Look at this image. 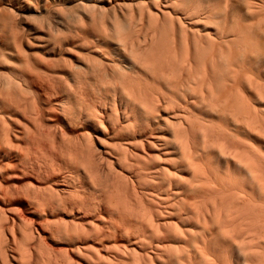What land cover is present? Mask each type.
I'll return each instance as SVG.
<instances>
[{
	"label": "bare ground",
	"instance_id": "1",
	"mask_svg": "<svg viewBox=\"0 0 264 264\" xmlns=\"http://www.w3.org/2000/svg\"><path fill=\"white\" fill-rule=\"evenodd\" d=\"M37 1L36 17L28 15V22L20 14L27 27L22 32L28 31L34 47L50 60L40 59L44 73L36 71L37 67L31 69L34 63L29 65L28 60L32 58L23 61L26 55L23 58L22 53L28 52L22 49L17 54L30 68L24 63L22 69L19 57L14 60L21 65L19 73H26L22 70L27 67L32 73L35 68L34 75L42 72L41 80L58 97L57 110L64 125L74 129L71 136L60 134L59 145L48 146L50 173L43 171L41 176L35 168L45 197H36L30 186L33 190L26 192L30 190L27 185L23 191L29 193L25 195L33 192L27 201L40 218H47L43 227L50 230L49 240L57 245L52 249L43 244L45 256L38 251L42 255L37 258L39 264H78L80 260L84 264H264V27L260 26L264 0ZM29 4H23L24 8ZM172 17L178 19L174 20L178 29ZM255 18L259 19L256 28ZM186 21L192 26L189 31ZM207 21L213 24L211 31ZM247 22H251L250 31L243 26ZM4 26L11 37L2 38L14 39L18 30L10 22ZM223 36L228 42L231 39V46L243 48L251 38L254 44L234 50L227 43L222 45L224 39L217 40ZM17 38L11 42L14 48L21 40ZM9 42L5 45L10 46ZM37 76L34 79L41 77ZM11 79L17 83L11 89L17 85L22 93L24 85ZM15 92L11 94L16 98ZM4 95L0 97L5 98L3 105L12 96L6 99ZM24 95V100L11 98L9 109L33 124L28 123L32 130L23 124V140H39L38 116L28 94ZM8 120H3L4 125ZM12 121L13 125L22 122L21 118ZM16 126L20 130L22 124ZM4 127H0V150L8 147L11 136L7 132L11 127ZM52 133L43 132L41 139L52 142ZM13 135L12 140L18 138ZM9 147L4 148L5 156ZM24 164L31 165L30 161ZM53 173L59 176L55 182L59 189L50 186ZM120 180L129 193L119 189ZM89 186L99 189L101 196L95 198ZM61 215L70 219L63 220ZM11 241L16 242L14 237ZM69 253L79 260L74 263ZM0 256L1 264H7L6 255Z\"/></svg>",
	"mask_w": 264,
	"mask_h": 264
},
{
	"label": "rangeland",
	"instance_id": "2",
	"mask_svg": "<svg viewBox=\"0 0 264 264\" xmlns=\"http://www.w3.org/2000/svg\"><path fill=\"white\" fill-rule=\"evenodd\" d=\"M6 1V2H5ZM17 1V2H16ZM23 1V0H22ZM26 1V0H25ZM25 1H23V3L21 2V0H12V1H10V0H0V11L2 10V12H1V14H0V35H1V37H0V79L3 77V79H1V80H3L4 81V83H6V85L5 84H3V81L1 82L0 81V84L2 83V85H5L4 87V89H3V87L1 86V88L4 90H1V88H0V94H1V92L2 93H5L6 91V93L5 94H7V95H4V94H2V95H0V97H3V95H4V97H8L9 98V96L8 95H12L11 93H14L15 92V90L17 89V85L16 86H14V89H11V88H13V87H11L12 86V84L13 85H15V84H17V83H11V82H13L12 81V79L11 78H14V82L15 81H18V83H22L20 86L22 87L23 85V87L25 88H22V93H21V89L19 90V88L17 89V90H19V92L22 94V95H26V94H28L27 96H26V98L29 100V102L30 103H32V105H33V109L32 110H34V112L33 113H35V111H36V113H35V116H38L37 117V119L40 121V122H38V120H37V124L38 125H36V127H37V129L39 130V133H42V135H43V132H44V135L48 132V135H50L52 132L50 131V130H54L53 131V133L55 134V136H54V134L52 133V135H51V138H52V136H53V138H54V140H51L52 142H50V140H43V139H41L42 138V135L40 134V139L39 140H23L24 139V135H22L21 134V132H22V130H23V132L22 133H24V129H23V127H25L26 125H28L27 126V128L26 129H28V128H30L31 130H32V128L33 127H31V126H33V124L31 123V122H28L27 120H26V118H25V116H23L22 114H20V116L17 114V111H14L13 110V112H11V110L12 109H9V106L10 105H13V104H10V103H12V101L11 100H13V101H15L16 99H17V97H19V99L22 97V95H20L19 94V92L17 93V92H15V94L17 95L18 94V96L15 98V95L13 94L10 98H9V101L8 100H6V102H4V103H6L5 105H7L8 106V108L6 107V109L7 110H10V111H8V113H7V110L4 108V106L5 105H3V104H0V111H1V108H2V111L0 112L1 114H0V116L1 115H3L2 117H0V120L1 119H3L5 122L8 120V122L10 123V125H7V124H9L8 122L4 125V121L3 120H1L2 121V124L0 125V127L3 125V126H5L4 128L5 129H7V127L9 126V128L10 129H7V132L9 133L8 134V136H12L13 134L12 133H14V135H17L18 136V138L17 139H13L12 140V138H14V137H9L10 139V141L8 140V144H10V147H9V145L7 144V146L10 148V150H7V154H9V155H7L6 154V156H5V154H3V153H6V151H5V149H7V148H5V147H3V149L2 150H0L1 152L2 151H4V152H2V153H0V193L4 190V192L5 191H7V193L8 192H10V194H7V196L8 195H10V199H9V196L7 197V196H4V195H6L4 192L3 193H1V197H7L6 199H9L7 202H6V199H4V198H2V199H4L5 201H3L2 199H0V200H2V201H0V227L3 229V234L2 235H0V250L2 251V249H3V253L6 255V258H7V264H20L19 262H21L22 260H24V263H23V261L21 262L22 264H25L27 261V263L26 264H39V262L40 261H38L37 260V258L39 259L40 258V256L42 257V255H43V252H41V249L43 250V244L44 245H47L49 248H52V249H57V245H54L53 243H52V241L51 240H49L50 238H49V233H50V230H48L47 228H45V227H43V222L46 220V221H48L47 220V218L46 217H39V214L38 213H36L35 211L33 212V207H32V205H30L29 204V197L30 196H32L33 194V192L31 193V195H25V194H29V193H25L24 194V192L23 191H25L29 186L30 187H32L33 189H37L36 191L34 190V192H35V196L36 197H38V198H42V197H45L43 194H41L40 193V186H41V184H43V182L42 181H40L39 179H38V177H39V175L42 173H44L45 171H47L46 172V175H48L50 172H49V164L48 163H50L49 161H47L48 159H47V151H49V149L47 150V148H48V146L50 145V143L52 144V143H54V145L55 146H57V145H59V142H61V141H63V140H61L60 141V137H61V135L60 134H64L66 137H68L69 135L71 136L73 133H74V129L72 128H69V127H66L64 124V121H63V119L61 118V116L59 115L60 113H58V110H57V105H56V103H57V99H58V97H55V94H53L52 92V90L50 91L49 89H48V86H47V84L43 81V80H41V78L43 79V77L41 76V74H42V72L39 74L38 72L39 71H41L42 69V71H43V73H44V69H45V65L43 66V64H41V63H44V62H48L50 59H49V57H47V55H45L43 52V54L41 53V51H40V49H37V47L35 48L34 46H36V45H33V44H35L36 42H35V40H34V38L32 37V35L30 34L29 36L27 35V34H29V33H27V32H25L27 29V27H25L24 25V19L26 20V21H28L29 22V16H30V19H31V17L32 18H34V17H36V16H34L33 17V14L34 15H36L37 13L35 12L36 10H37V8H39L40 7V4H39V2L37 1V0H28V1H30V2H32V4L33 5H31V4H29L30 2H25ZM35 1V2H34ZM261 1H263V0H261ZM19 2H21L20 4H19ZM34 2V3H33ZM256 2V1H255ZM257 2H259V4H261L260 3V1H257ZM2 3V4H1ZM9 3V4H8ZM29 4V5H26V8H24L25 7V5H23V4ZM38 4V7H36L37 5L36 4ZM263 3H264V1H263ZM8 4V5H7ZM18 4V5H17ZM36 5V6H35ZM20 6H21V8H20ZM35 6V9L36 10H34L33 9V7ZM231 6V5H230ZM261 6H262V4H261ZM3 7H7V8H3ZM2 8V9H1ZM22 8H24V9H22ZM30 9V10H27V9ZM229 8V7H228ZM227 8V9H228ZM13 11V12H10L11 10ZM8 10H10V11H8ZM27 10V11H26ZM38 11V10H37ZM264 11V10H263ZM10 12V13H9ZM5 13H6V16H4L5 15ZM12 13H13V16H12ZM244 13V12H243ZM264 13V12H263ZM18 14H19V16H18ZM20 14H22L23 15V18H22V15H21V18H20ZM26 16H25V15ZM2 15H3V17H2ZM29 15V16H28ZM260 15V14H259ZM261 15H262V13H261ZM7 17V18H6ZM11 17V18H10ZM176 17V16H175ZM258 17H260L259 19H261V18H263V16L261 17V16H258ZM257 17V18H258ZM15 18H16V20H15ZM18 18V19H17ZM28 18V19H27ZM173 19V22H175L176 20H178V19H176V18H174V17H172ZM194 18V17H193ZM231 18V17H230ZM229 18V19H230ZM257 18H255L253 21V23H254V26L255 25H257L255 22H257L256 21V19ZM7 19V20H6ZM11 19V20H10ZM20 19V20H19ZM21 19H22V21H21ZM176 19V20H175ZM192 19V18H191ZM235 19H238V18H235ZM235 19H234V21H235ZM259 19H257V20H259ZM10 20V21H9ZM21 21L22 23H18L17 21ZM175 20V21H174ZM239 20V19H238ZM2 21H4V22H2ZM14 21H16V22H14ZM159 21H161V23H162V21L163 20H159ZM185 21V20H184ZM210 21H212V20H209V22ZM249 21V20H248ZM5 22H8V23H5ZM9 22H10V25H12V27H13V25H14V27L16 28V30H18V32L17 33H15L14 35V39L16 40V39H18L17 37H19V45H18V47L20 46V48H18L17 46L14 48V47H12V45L11 44H13V43H11V42H14L15 40L14 39H12V38H9V40L7 39V41H5L6 40V35H8V33L4 30L5 28H7V27H5L4 25H8L9 24ZM27 22V23H28ZM173 22H171V23H173ZM187 22V21H186ZM186 22H185V25H187V26H185V28H187L186 29V31H189V29H191V24H189L188 25V22H187V24H186ZM208 22V21H207ZM208 22V23H209ZM238 22H240V20L238 21ZM3 23V24H2ZM12 23V24H11ZM16 23V24H15ZM160 23V22H159ZM160 23V24H161ZM258 23V22H257ZM260 23V22H259ZM175 24V26H176V28L178 27V24H177V22H175V23H173V25ZM210 24V23H209ZM247 24H248V26H247ZM247 24L246 25H243V26H245L244 28L246 29V31L248 30V31H250L249 29H250V27L252 26H250L249 24H251V22H247ZM261 24H263V23H261ZM2 25H3V27H2ZM16 25V26H15ZM172 25V24H171ZM172 25V26H173ZM207 25V24H206ZM213 24H210V25H207L208 27L210 26V28H208L210 31H211V26H212ZM25 28V29H22L23 27ZM175 26H173V28L175 27ZM189 26H191V27H189ZM215 26V25H214ZM213 26V27H214ZM240 26V25H239ZM239 26H238V29H239ZM250 26V27H249ZM260 26H263L264 27V24L263 25H260ZM216 27L217 26H215L214 28L216 29ZM221 27V26H220ZM4 28V29H3ZM21 28V29H20ZM175 28V29H176ZM179 28V27H178ZM177 28V29H178ZM213 28V30H215ZM218 28H219V26H218ZM240 28H241V26H240ZM254 28V27H253ZM252 28V29H253ZM255 28H256V26H255ZM4 31H3V30ZM8 29V28H7ZM14 29V28H13ZM221 29V28H220ZM236 29H237V27H236ZM260 29H262V28H260ZM22 30H25V31H23L22 32ZM239 31V30H238ZM4 32V33H3ZM8 32H9V30H8ZM14 32H15V30H14ZM13 32V33H14ZM21 32V33H20ZM6 33V34H5ZM251 33V32H250ZM249 33V34H250ZM3 34V35H2ZM17 34L19 35V36H17ZM23 34V35H22ZM20 35L22 36V37H20ZM244 35H245V33H244ZM8 36H10L11 37V35H10V33H9V35ZM17 36V37H16ZM246 36H247V34H246ZM5 38V40L3 39V38ZM24 38H25V40H24ZM30 38V39H29ZM251 38V37H250ZM2 39V40H1ZM34 41H33V40ZM226 40V41H224V40ZM236 39V38H235ZM234 39V40H235ZM11 40V41H10ZM13 40V41H12ZM218 41H222V43L221 42H218V41H216L217 43H221L222 45H224V43H227L228 45H229V47L231 46L230 44H231V39H229L230 41L228 42L227 40L228 39H226V37H222L221 38V40H219V39H217ZM252 42H250L249 44L247 43V45H249L250 47L252 46V43H253V40L254 39H250ZM2 41H4V42H2ZM10 41V42H9ZM18 41H16V42H18ZM25 41V42H24ZM27 41V42H26ZM31 41V42H30ZM33 41V42H32ZM233 41V40H232ZM9 42V45L11 46H8V45H5L6 43H8ZM15 42V43H16ZM21 42V43H20ZM30 42V43H29ZM23 43V44H22ZM235 43L237 44H240L239 42H237V40H235ZM245 43H246V41H245ZM16 44H18V43H16ZM27 44L28 45H30V46H27ZM227 44H225V45H227ZM232 44H234V42H232ZM251 44V45H250ZM254 44V43H253ZM32 45H33V47H32ZM205 45V44H204ZM203 44H202V46L203 47H205ZM227 45V46H228ZM246 45V44H245ZM246 45V46H247ZM6 46H8V47H6ZM13 46H15V44H13ZM226 46V47H227ZM236 48H235V47ZM232 45L231 46V48L233 47V49L235 50H238V49H244L245 50V47H244V43H243V48L242 47H240L241 45ZM9 47H10V49H11V51H12V49H15L14 51H12L13 52V54H11V51L8 53V51L10 50L9 49ZM240 47V48H239ZM248 47V46H247ZM16 48H18L17 50H16ZM31 48V49H30ZM224 48V47H223ZM9 49V50H8ZM22 49V50H21ZM6 50V51H5ZM8 50V51H7ZM19 50V51H18ZM23 52H28L27 54H24V53H22L21 51ZM17 51V52H16ZM36 51V52H35ZM240 51V50H239ZM18 52H21L23 55H21L23 58L25 57V55H26V57L23 59V61H27L29 58L31 59V60H28V62H29V65H32V63H34L33 64V66H30L31 67V69H33L32 67H37L36 68V71H38L39 69V71L37 72V75L40 77V78H36V79H34L35 78V76H37V75H34L35 74V68H34V71L33 70H31V71H33V73L32 72H30V67L27 65L28 63L27 62H23L22 63V57H21V59H20V57H19V54H17ZM25 52V53H26ZM33 52V53H32ZM38 52V53H37ZM231 52H233V50H231ZM236 52H238V51H236ZM236 52H234V53H236ZM15 53H16V55H15ZM32 54V56H31V54ZM34 53L35 54H41V56L40 57H38V55H34ZM10 55L9 57L7 56V55ZM18 55V56H17ZM28 55V56H27ZM34 55V56H33ZM13 56H14V58H13ZM69 55H66V59L67 58H69V61H71V58H70V56L68 57ZM12 57V58H11ZM15 57H16V59H18V57H19V59L21 60V63H19V62H17V61H19V60H14L15 59ZM29 57V58H28ZM38 59H37V58ZM44 57V58H43ZM10 58H11V60H10ZM37 59V61H36V63L37 64H35V59ZM27 59V60H26ZM40 59H43L42 61H44V62H40ZM45 59V60H44ZM49 59V60H48ZM2 60H4V61H2ZM34 60V61H33ZM6 61H8L7 63L8 64H11L12 66H15V65H17L18 67H16V69H15V67H14V69L16 70V71H13L14 69L13 68H7L8 67V64H6ZM31 61H33V62H31ZM15 62V63H14ZM14 63V64H13ZM22 64V67H21V65L19 66V64ZM24 63H26L25 64V66H28L27 68H25V70H22V71H27L28 73H31V74H33V75H30V74H27L29 77H25V75H26V73H19V71H21L20 69L22 68V69H24V67H23V65H24ZM38 63H40V64H38ZM7 66H6V65ZM40 65H41V68H40ZM9 67H10V65H9ZM21 67V68H20ZM17 68H19V71L17 70ZM9 69V70H8ZM13 69V70H12ZM26 69H29V70H26ZM8 71H10L9 73H8ZM13 71V72H12ZM4 72V73H3ZM15 72V73H14ZM8 73V74H7ZM19 73V74H18ZM5 74H7V75H5ZM12 74V75H11ZM22 74H23V76H22ZM25 74V75H24ZM3 75V76H2ZM16 75H19V77L18 76H16ZM20 75H21V77H20ZM43 75V74H42ZM5 76V77H4ZM32 76V77H31ZM37 76V77H38ZM7 77V78H6ZM22 77H23V79H22ZM6 78V79H5ZM25 78H27V79H25ZM7 79L9 80V81H7ZM17 79V80H16ZM21 79H22V81H21ZM33 80V82H32V80ZM37 79H39L38 80V83L36 82L37 81ZM10 80H11V82H10ZM24 80H28V82L30 83V85H29V83L27 82V84L29 85H26V82L24 81ZM35 80V81H34ZM5 81H7L8 83H10V84H7V82H5ZM19 81H21V82H19ZM31 81V82H30ZM41 81H43L44 82V84H42V86H41ZM24 82H25V84H24ZM33 83V84H32ZM37 84H38V86H37ZM46 84V85H45ZM11 85V86H10ZM47 88H45V87ZM15 87H16V89H15ZM31 87V88H30ZM27 89V90H26ZM29 89V90H28ZM14 92H13V91ZM46 90V91H45ZM25 91H27V92H25ZM28 91H30V92H28ZM47 93V95H46V93ZM50 91V93H48V92ZM9 93V94H8ZM30 93V94H29ZM51 94V95H50ZM54 96H53V95ZM25 95H24V97H25ZM31 96V97H30ZM51 96V97H50ZM52 96H53V98H52ZM57 96V95H56ZM6 97V99H8ZM32 97H33V100H32ZM12 98V99H11ZM14 98V99H13ZM23 98V97H22ZM25 98V99H26ZM50 98V99H49ZM5 99V98H4ZM3 98H1L0 99V103L2 102V101H5ZM11 99V100H10ZM18 99V100H19ZM32 101H35L34 103L33 102H31V100ZM35 99V100H34ZM2 100V101H1ZM21 100V99H20ZM23 100H24V98H23ZM28 100H26V101H28ZM17 101V100H16ZM48 101H50V102H48ZM7 102H9V103H7ZM46 102H48V103H46ZM3 103V102H2ZM55 103V104H54ZM10 104V105H9ZM3 105V106H2ZM34 105H35V107H34ZM36 105L38 106L37 108H36ZM13 108V107H12ZM56 108V109H55ZM5 109V110H4ZM36 109V110H35ZM37 109H38V111H37ZM39 110H40V112H39ZM55 110V111H54ZM57 110V111H56ZM173 110H175V108L173 109ZM3 111L5 112V113H3ZM14 112H16L15 114H14ZM38 112V113H37ZM10 113V114H9ZM13 113V116H11V114ZM41 113V114H40ZM58 113V114H57ZM37 114H39V115H37ZM10 115V116H9ZM15 115V116H14ZM17 115V116H16ZM23 117H22V116ZM7 116V118H5ZM18 117V118H17ZM59 117V118H58ZM6 120H5V119ZM12 118V119H11ZM17 118V119H16ZM20 118H21V121H22V118L24 119V120H26V121H22V122H20V124H22V126H20L19 128H20V130L18 129V127L16 126V125H20V124H18V120H20ZM47 118V119H46ZM49 119V120H48ZM12 120H16V124L15 125H13L14 124V122L12 121ZM1 121H0V123H1ZM13 122V124H12V122ZM48 121V122H47ZM43 124H42V123ZM27 123V124H26ZM31 125H29V124ZM23 124H25V126L23 125ZM52 124V125H51ZM54 124V125H53ZM6 125H7V127H6ZM48 125V126H47ZM14 126V127H13ZM30 126V127H29ZM41 127V129H40V127ZM45 126H47V127H49L50 128V130H46V128L47 127H45ZM54 126V127H53ZM58 126V127H57ZM42 127H44V128H42ZM55 127H56V129H55ZM17 128V129H16ZM49 128H47V129H49ZM52 128V129H51ZM12 129V130H11ZM44 129H45V131H44ZM1 130H3V128H1ZM9 130V131H8ZM15 130V131H14ZM16 130H18L19 132H17ZM31 130H29V131H31ZM37 130V131H38ZM62 130V131H61ZM64 130V131H63ZM32 132V131H31ZM61 132V133H60ZM63 132V133H62ZM20 133V134H19ZM33 133V132H32ZM32 133H28V134H32ZM67 134V135H66ZM13 135V136H14ZM44 135H43V138H44ZM47 135V137L49 138V136ZM58 135H60V136H58ZM20 136V137H19ZM22 136H24L23 138H22ZM56 136H58V137H56ZM46 136H45V139L47 138ZM55 137H56V139H55ZM19 138H22V139H19ZM62 138V137H61ZM50 139V138H49ZM59 139V140H58ZM1 141V140H0ZM64 141H66V140H64ZM33 142V143H32ZM16 145H18L17 146V148L15 147ZM1 146V145H0ZM94 146H95V144H94ZM93 149H94V147H93ZM95 149H97L96 148V146H95ZM94 149V150H95ZM47 150V151H46ZM10 151V152H9ZM20 152V153H19ZM25 152H27V154L25 153ZM44 152H46L45 154H44ZM23 153V154H22ZM26 155H25V154ZM56 154H58L57 153V151L55 152ZM17 154H20V155H18L17 156ZM21 154H22V156H21ZM14 155H16L17 156V158L15 157L14 158ZM25 155V157H27V158H25V159H28V157H29V160L27 161V160H25L24 158H23V156ZM2 156V157H1ZM5 156V157H4ZM20 156L23 158V164L21 163L22 162V160H21V158H20ZM27 162L28 164L27 165H29V161H30V163H31V165L28 167V166H26L25 167V165L26 164H24L25 162ZM22 164V165H24V166H22L20 163ZM47 162V163H46ZM39 163V164H38ZM41 163V164H40ZM44 164V165H43ZM48 164V165H47ZM38 165V166H37ZM31 166H32V168H31ZM47 166V167H46ZM23 167H25V169L23 168ZM45 167V168H44ZM34 168V169H33ZM35 168H39L40 169V173H38L37 174V172H35L36 171V169ZM48 168V169H47ZM27 169V170H26ZM32 169V170H31ZM47 169V170H46ZM29 170V171H28ZM34 170V171H33ZM41 170H42V172H41ZM44 171V172H43ZM31 172L33 173V174H31ZM51 172H53V170H51ZM36 174V175H35ZM42 174H41V176H42ZM45 174V173H44ZM37 175H38V177H37ZM52 175H54L53 177H51V175L49 176V178H50V186H51V184H52V186H51V188H61V187H59L60 186V184H58V186L56 185L57 183H55L56 181H58L59 179V176L58 177H56L57 175H55V173H53ZM56 177V178H55ZM99 178H101V176L99 177ZM103 178V177H102ZM56 179V180H55ZM53 180V181H52ZM83 180V179H82ZM81 180V182H83ZM100 180H102V179H100ZM51 181H52V183H51ZM121 181V180H120ZM118 181V183L117 184H119L118 186H120V185H123L124 183H122L123 181ZM117 182V181H116ZM84 184V183H83ZM28 187H27V186ZM85 186H86V183H85ZM26 187V188H25ZM29 187V191H26V192H30V191H32L31 190V188ZM89 188L91 189V190H93V196L96 198V196L98 197L99 196V194H100V196H101V193L97 190V189H92V187H90L89 186ZM97 188H99V187H97ZM121 188H123L122 190V192H126V193H129V192H127V191H129V190H125V187H124V185L123 186H121V187H119V189H121ZM97 190V191H96ZM120 191V190H119ZM122 192H121V194H122ZM25 195V196H24ZM27 196V198H25ZM29 196V197H28ZM0 197V198H1ZM28 200V201H27ZM2 202V203H1ZM5 202H6V204H5ZM9 208V209H8ZM61 217H62V215H61ZM63 218V220H69L70 219V216H69V218L68 217H65V216H63L62 217ZM14 221H13V220ZM11 220L13 221V225H12V222H11ZM12 225V226H11ZM6 226H8L7 227V229H6ZM10 226V227H9ZM10 228V229H9ZM8 229L9 230H11L12 232L10 233V234H8L10 231H8ZM31 230V231H30ZM29 231V232H28ZM32 232V233H31ZM33 234L32 236H30L29 235V237H32V243L30 242V241H27V240H30L31 238H27V236H28V234ZM37 234H39V235H37ZM33 236H34V238H33ZM39 238H38V237ZM14 237V240L16 241V242H13V241H11L12 240V238ZM37 237V238H36ZM37 240H36V239ZM41 239V241H40V243L38 242L39 240ZM118 240V239H117ZM35 241H37V242H35ZM119 241V240H118ZM117 241V242H118ZM16 243V244H13V243ZM29 242H30V244H29ZM36 244H35V243ZM42 242V243H41ZM47 243V244H46ZM11 244V245H10ZM29 244V245H28ZM40 245V244H42V248H35L36 246H38V245ZM14 245V246H13ZM35 245V246H34ZM15 246H16V248H15ZM28 246V247H27ZM34 246V247H33ZM46 246V247H47ZM51 246V247H50ZM41 247V246H40ZM59 247V246H58ZM13 248V249H12ZM28 248V249H27ZM33 248V249H32ZM60 248V247H59ZM16 249H18L19 251H14V250H16ZM37 249V250H36ZM40 249V250H39ZM24 250H25V252H24ZM28 250V251H27ZM63 250V249H62ZM0 251V254L2 253ZM5 251V252H4ZM21 251V252H20ZM26 251H27V253H26ZM31 253H30V252ZM33 251H37L36 253H37V255H39V253L41 254L42 253V255H39V256H37L36 255V253L35 252H33ZM38 251H39V253H38ZM12 252H13V254H12ZM18 253L19 254V252H20V254H19V257L18 256H16V253ZM23 252V253H22ZM25 253V254H24ZM29 253V254H28ZM68 253V252H67ZM17 254V255H18ZM24 254V255H27V256H23V257H25L26 259H27V261H25L26 259L25 258H23L22 257V255ZM30 254H31V256H30ZM72 253H69V254H67V257L68 258H70L72 261H74V263H76L79 259L77 258V257H75L73 254L71 255ZM30 257H32V258H30ZM13 256V257H12ZM16 256V257H15ZM20 256H21V258H20ZM43 256H45V255H43ZM1 257V256H0ZM34 257V258H33ZM13 258V259H12ZM16 258L18 259V258H20V259H18V260H16ZM51 258V257H50ZM57 258H59V260L61 259L62 260V258L60 257V256H58ZM34 259V260H33ZM40 259H42V258H40ZM39 259V260H40ZM51 259H53V258H51ZM78 259V260H77ZM15 260V261H14ZM29 260H32V261H30L29 262ZM36 260L38 261V262H36ZM58 260V259H57ZM60 260V261H61ZM63 260H65V259H63ZM76 261V262H75ZM16 262V263H15ZM18 262V263H17ZM36 262V263H35ZM64 263H65V261H64ZM63 262H62V264H64ZM84 264V263H82V261L80 260L79 262H78V264ZM0 264H1V261H0ZM66 264V263H65Z\"/></svg>",
	"mask_w": 264,
	"mask_h": 264
}]
</instances>
